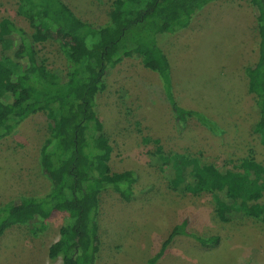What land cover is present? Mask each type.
<instances>
[{"label":"rangeland","instance_id":"374dc122","mask_svg":"<svg viewBox=\"0 0 264 264\" xmlns=\"http://www.w3.org/2000/svg\"><path fill=\"white\" fill-rule=\"evenodd\" d=\"M62 1L81 20L100 28L113 0ZM256 16L249 0H214L196 11L187 27L159 36L176 100L214 120L218 133L195 119L179 129L159 75L140 58L125 57L105 75V89L97 93L94 108L113 147L109 165L115 172L132 170L136 181L129 200L111 189L100 195L96 264H148L184 219L187 231L217 236L218 244L202 246L190 236H177L154 264H264L263 223L247 215L219 221L210 195L171 189L153 155L159 145L165 153H188L221 168L237 166L249 154L264 164V141L256 129L259 110L247 91L245 73L257 58ZM3 17L32 33L18 13V0H0ZM35 46L46 67L64 80L69 67L58 44ZM1 55L12 56V51L0 46ZM48 133L47 119L39 112L0 139V205L49 189L39 166ZM66 221L65 212L54 211L41 227L8 228L0 237V264H62L60 257L49 259L48 248Z\"/></svg>","mask_w":264,"mask_h":264},{"label":"trees","instance_id":"16d2710c","mask_svg":"<svg viewBox=\"0 0 264 264\" xmlns=\"http://www.w3.org/2000/svg\"><path fill=\"white\" fill-rule=\"evenodd\" d=\"M211 1L113 0L107 23L94 28L62 0H18V13L33 29L30 35L11 19H0V46L12 51V56H0V139L26 118L43 113L49 133L40 150L39 166L50 184L40 195L21 196L0 205V237L14 225L41 227L54 211H62L67 221L48 248L49 259L96 264L100 195L111 189L129 200L136 181L130 169H111L113 147L94 108L97 93L105 89V75L125 57L140 58L144 67L159 75L179 129L195 119L210 132H220L214 120L176 100L169 60L159 45L160 35L187 27L196 11ZM249 1L257 11L259 41L257 58L245 73L247 91L259 110L256 129L264 141V0ZM46 41H55L67 59L64 80L46 67L35 46ZM153 155L171 189L209 194L219 221L247 215L264 224V164L252 154L231 168L202 163L188 153H165L159 145ZM181 235L202 246L219 242L217 236L187 231L184 219L173 226L148 264H154Z\"/></svg>","mask_w":264,"mask_h":264}]
</instances>
